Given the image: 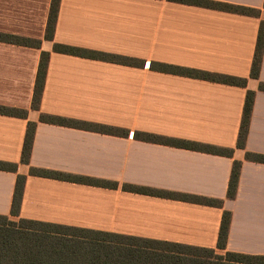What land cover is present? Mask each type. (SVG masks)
<instances>
[{"label": "crops", "instance_id": "0c3cea01", "mask_svg": "<svg viewBox=\"0 0 264 264\" xmlns=\"http://www.w3.org/2000/svg\"><path fill=\"white\" fill-rule=\"evenodd\" d=\"M260 10L249 16L169 0H60L53 38L46 37L52 0H0V215L208 249L264 255V51L259 78L251 77L264 0H216ZM66 44L139 59L142 66L56 52ZM43 52L49 53L39 107H33ZM173 66L245 78L246 86L198 78ZM248 91H255L245 147L238 146ZM42 114L129 131L109 134L41 120ZM29 122H35L29 163L22 161ZM148 132L232 149V155L150 142ZM241 170L227 197L235 161ZM32 167L116 185L31 174ZM19 175L20 210L12 214ZM125 185L157 192L130 191ZM219 199L222 206L181 199ZM232 214L225 247L218 248L224 211Z\"/></svg>", "mask_w": 264, "mask_h": 264}, {"label": "trees", "instance_id": "16d2710c", "mask_svg": "<svg viewBox=\"0 0 264 264\" xmlns=\"http://www.w3.org/2000/svg\"><path fill=\"white\" fill-rule=\"evenodd\" d=\"M173 2L212 7L219 10L234 12L249 16H260V10L248 6L225 3L216 0H169ZM60 0H52L46 37L53 38L56 18ZM0 39H6L17 44L39 45L36 40L23 38L15 35L0 33ZM56 52L87 56L91 58L110 59L128 65L142 66L143 61L121 55L107 54L100 51L90 50L66 44L55 43ZM264 51V21L261 22L254 61L251 67V77L258 79ZM49 53L43 52L39 71L36 79L33 107L38 108L41 93L44 88ZM157 67L165 70H177L192 76L211 81L222 82L230 85L246 86L245 78L226 74L192 69L188 67L173 66L159 63ZM259 89L264 91V82H260ZM255 91H248L245 99L243 118L238 138V146L245 147L251 119ZM0 113L11 116L27 117L24 109L1 106ZM44 122L67 125L102 133L128 135L129 131L98 124L84 120L65 118L55 115L42 114ZM35 122H29L25 142L23 146L22 161L29 163L33 143ZM134 137L150 142L163 143L171 146L190 148L213 154L231 156L233 150L194 141L178 139L168 136L155 135L148 132H135ZM246 159L264 163V154L247 151ZM241 161H235L229 180L227 197L234 199L237 194ZM17 165L0 160V170L15 171ZM31 174L40 176H53L56 178L74 179L82 182H98L116 185L108 180L93 179L85 176H70L58 172L48 171L32 167ZM25 176L19 175L15 187L12 214L17 215L20 210L21 199L24 191ZM130 191L145 193L157 192L150 188L125 185ZM183 200L222 206L219 199H211L200 196L180 195ZM232 214L224 211L221 229L219 233L218 248H224ZM218 259H221L218 261ZM0 264H264V255H253L227 251L224 254L217 253L216 249H208L178 243H169L153 239L121 237L110 233L85 228L71 227L54 223L31 221L20 219L11 220L8 216L0 215Z\"/></svg>", "mask_w": 264, "mask_h": 264}, {"label": "rangeland", "instance_id": "374dc122", "mask_svg": "<svg viewBox=\"0 0 264 264\" xmlns=\"http://www.w3.org/2000/svg\"><path fill=\"white\" fill-rule=\"evenodd\" d=\"M221 254H224V253H221ZM219 260H221V259H218V261H219ZM221 261H223V260H221Z\"/></svg>", "mask_w": 264, "mask_h": 264}]
</instances>
